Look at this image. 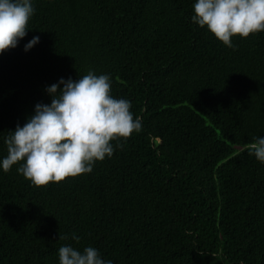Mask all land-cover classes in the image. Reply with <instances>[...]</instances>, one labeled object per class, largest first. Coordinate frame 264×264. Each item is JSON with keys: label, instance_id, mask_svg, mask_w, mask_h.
Returning <instances> with one entry per match:
<instances>
[{"label": "trees", "instance_id": "1", "mask_svg": "<svg viewBox=\"0 0 264 264\" xmlns=\"http://www.w3.org/2000/svg\"><path fill=\"white\" fill-rule=\"evenodd\" d=\"M30 2L27 35L0 54V264H60L61 246L112 264H264V163L247 149L264 138V32L229 48L193 22L197 0ZM89 71L142 130L59 183L4 172L6 138L47 88Z\"/></svg>", "mask_w": 264, "mask_h": 264}, {"label": "clouds", "instance_id": "2", "mask_svg": "<svg viewBox=\"0 0 264 264\" xmlns=\"http://www.w3.org/2000/svg\"><path fill=\"white\" fill-rule=\"evenodd\" d=\"M194 12L193 22L206 27L229 48L234 47L233 37L264 32V0H197ZM33 13L30 0H0V54L17 47L27 35ZM38 42L39 37H34L25 45V51ZM111 90V78L92 71L78 81L61 79L48 87L51 104H37L35 115L6 138L4 172L20 163L18 172L36 187L91 173L95 162L113 155L112 141H126L142 130L141 119L131 112V102L113 98ZM247 149L264 163V138L254 137ZM59 239L67 237L59 234ZM73 239L78 241L79 237ZM59 262L112 264L91 246L83 252L61 246Z\"/></svg>", "mask_w": 264, "mask_h": 264}]
</instances>
